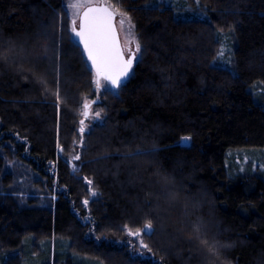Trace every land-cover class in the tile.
<instances>
[{
    "label": "trees",
    "instance_id": "obj_1",
    "mask_svg": "<svg viewBox=\"0 0 264 264\" xmlns=\"http://www.w3.org/2000/svg\"><path fill=\"white\" fill-rule=\"evenodd\" d=\"M107 1L142 47L117 91L64 0H0V264H264V171L228 167L264 149V0Z\"/></svg>",
    "mask_w": 264,
    "mask_h": 264
},
{
    "label": "snow or ice",
    "instance_id": "obj_2",
    "mask_svg": "<svg viewBox=\"0 0 264 264\" xmlns=\"http://www.w3.org/2000/svg\"><path fill=\"white\" fill-rule=\"evenodd\" d=\"M73 7H79V5H73ZM113 19L114 13L107 8H89V10L84 13L80 30L76 31L75 27H73V31L81 38L88 59L91 60L97 76H102L104 79L109 80L113 87L119 88L124 83V78L128 76L133 62L139 63L141 57L137 54L142 52V47L141 44L135 40L131 31H129L130 42L135 43V50L132 51L129 49L128 57L125 58L124 50L119 46L117 40V35L113 27ZM124 23L125 19H121V26H123ZM128 23L131 28L130 20H128ZM73 24L75 25V21H73ZM220 54L223 55V51H221ZM97 84H99V81H97ZM57 95L59 94L57 93ZM87 108L88 104H84L85 111L81 114L85 117L88 115ZM96 115L99 116V113H96ZM80 124V132L83 133L84 120H81ZM189 139L190 137H184L183 141L187 142ZM74 159H79V157H74ZM88 183L91 184L92 182L89 180ZM92 195L95 196L96 193L93 192ZM84 203L87 204L88 201L85 200ZM142 234L149 236L152 234L151 221H147L143 229L137 228L136 231H132L131 229L128 230V235L132 237H139ZM204 243L207 242L204 241ZM140 246L144 248L148 247L143 243L142 239L140 240Z\"/></svg>",
    "mask_w": 264,
    "mask_h": 264
},
{
    "label": "rangeland",
    "instance_id": "obj_3",
    "mask_svg": "<svg viewBox=\"0 0 264 264\" xmlns=\"http://www.w3.org/2000/svg\"><path fill=\"white\" fill-rule=\"evenodd\" d=\"M102 1H106L108 3L107 0H64L73 27H74L73 21H75V25L79 27L80 15L85 7L92 4H99ZM157 1L166 6V5H174L177 3V1L180 0H157ZM73 5H79V7H73ZM180 6H184V5L181 4ZM114 10L118 14L117 27L120 32L121 41L124 47L125 54L128 56L129 49H131L132 51L135 50V43L130 42L129 31H131L135 40H136V33L132 24H131L132 27L130 28L128 23L129 19L126 17V15L119 13L116 9ZM121 19H125V23L123 26H121L120 24ZM222 51H223V55L219 54L218 59L215 62L218 61V63H221L223 67L232 69L230 44L225 43L224 47L222 48ZM103 85L105 86L104 83ZM89 110L91 116L89 117V119L87 118L89 122L85 124L84 129H88L90 124L94 122L95 118L97 117L96 113L92 108L91 109L89 108ZM188 143H189L188 141L184 142V144H188ZM235 164L239 166V171L242 173H246L248 170L264 171V149H248V150L239 149L236 151H231L228 156V167L235 169L233 166Z\"/></svg>",
    "mask_w": 264,
    "mask_h": 264
},
{
    "label": "water",
    "instance_id": "obj_4",
    "mask_svg": "<svg viewBox=\"0 0 264 264\" xmlns=\"http://www.w3.org/2000/svg\"><path fill=\"white\" fill-rule=\"evenodd\" d=\"M89 8H94V9H103V8H107L109 11H112L114 13V19H113V27L115 29V32H116V35H117V40L119 42V46L124 50V47H123V44H122V41H121V36H120V32L118 30V27H117V17H118V14L115 12V10L106 2V1H102L101 3L99 4H92V5H89L87 7H85L83 9V11L81 12V15H80V22H79V27H77L76 25H74L76 31H79L80 30V25L83 21V17H84V13L87 12L89 10ZM73 36H74V40L80 44V46L82 47L83 51H84V54L86 56V59L87 61L89 62L92 70L94 71L95 75H96V80L99 81V83H101L102 81H105L106 83H108V85L110 86V88L114 91H117L119 90L122 86L126 85L130 78H131V75L133 73V70L136 66V63L137 62H133V65H132V68L130 69L129 73H128V76L124 78V83L121 85V87L119 88H116V87H113L111 85V82L107 79H104L102 76L98 77L97 76V73H96V70L95 68L92 66V62L91 60L88 59V55H87V52L85 51V48H84V44L81 42V38L79 36L76 35V33L73 31ZM124 55H125V58H127L128 56L125 54V51H124ZM138 55V54H137ZM92 105V104H91ZM91 105H88V108H87V112H88V115L87 117H85L86 119L89 118L90 116V106Z\"/></svg>",
    "mask_w": 264,
    "mask_h": 264
}]
</instances>
